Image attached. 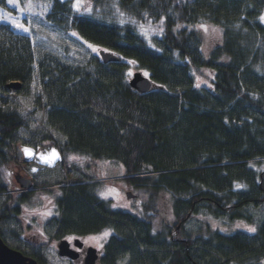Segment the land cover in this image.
Wrapping results in <instances>:
<instances>
[{
  "label": "trees",
  "instance_id": "trees-1",
  "mask_svg": "<svg viewBox=\"0 0 264 264\" xmlns=\"http://www.w3.org/2000/svg\"><path fill=\"white\" fill-rule=\"evenodd\" d=\"M84 1L93 10L75 13L72 0H54L45 20L115 53L118 62L35 50L29 34L0 21V96L11 81L21 83L18 99L0 107L2 234L14 221L21 230L16 218L35 195H16L11 184L9 166L18 163L21 141L59 149L80 182L49 192L57 239L111 228L114 252L143 253L135 264H263L264 0ZM0 11L15 12L8 0H0ZM202 25L220 31L215 45L204 44ZM133 68L156 88L145 94L131 88ZM203 71L213 81L200 88ZM80 158L123 168L125 187L143 199L141 210L114 208L101 183H83L98 178L80 167ZM59 174L39 175L42 187L60 186ZM161 197L174 225L156 230ZM238 220L257 231L217 228ZM148 249L156 258L144 254Z\"/></svg>",
  "mask_w": 264,
  "mask_h": 264
},
{
  "label": "rangeland",
  "instance_id": "rangeland-1",
  "mask_svg": "<svg viewBox=\"0 0 264 264\" xmlns=\"http://www.w3.org/2000/svg\"><path fill=\"white\" fill-rule=\"evenodd\" d=\"M72 1L74 3L73 10L75 13L93 10L92 5L90 3H86L84 0H80L79 8L75 7L77 0ZM53 2L54 0H14L12 3V9L15 11L14 14L0 11V21L11 24L19 33L29 34L33 41V48L35 50H37V48H44L43 50L50 51L55 50L65 60L72 59L73 61L75 59H88L92 56H98L99 50L105 48L84 41L75 32H71L70 29L66 31L56 29L47 23L45 15L49 12ZM99 13L105 14L104 8L99 9ZM262 14H264V11ZM17 23L22 24L28 29V31L25 32L22 29L17 28ZM205 27L207 28V31H205L203 27L201 33L204 38V44L212 42V44L215 45V43H217L222 36L220 31L208 25ZM73 33H75V35H73ZM89 45L92 47H89ZM93 49H95V51ZM130 71V75L137 72L134 68ZM203 72L204 75L198 76V86L200 88L205 87L208 84V80L211 82L213 81V78L207 71ZM34 90H38V92H40V88L33 87L32 91ZM11 103H13V101L9 99L8 96H5V94L0 96V107ZM17 147H19L22 151L25 148L30 149L33 155L28 156L23 151V161L21 164H10L9 169L13 170L11 180H14V172L16 173L17 171H21L23 175L31 177L32 179L34 178L35 187L41 188L43 180L39 177V175L44 174L46 171L51 169H57L60 172L58 181L60 180L61 185L66 184L68 181L70 182L72 178L76 177L75 172L62 161L60 151L55 147L51 145L39 147L38 143L36 145L31 143L29 146H24L21 141ZM53 151L58 154V159H54L56 161H53L52 164H47L40 159L41 156H46L51 159ZM77 163H80L79 165L81 168L90 167V172H92V174L99 179V182H104L101 183L102 197L105 198V200L106 198L109 199L108 201L112 202L115 207H122L120 209L127 210L130 204L140 205L141 202H143V199L141 198L137 203L128 202L127 193L130 191L125 187L123 179L125 171L123 168L116 166L109 161L94 162V164H92L88 161L84 162L83 158L77 159ZM33 169H36V171L34 172ZM263 169L264 166L262 170ZM15 193L16 195L19 194L16 191ZM54 202L53 194L38 193V195L32 199L31 203L23 205L20 217L16 219L21 224L23 237L18 240L12 236V232L14 231L12 227L14 224L17 229H20L18 223L14 221L13 223L11 222L10 225H3L4 238L7 243L14 248L21 247L22 249H25L27 253H35L40 258L47 256L49 264H67L58 260L55 252L57 250L58 242L54 240L55 235L51 231V223L46 222L53 214H55ZM156 202L157 205L154 209L158 211L161 210V216L158 218V226H173L174 221L169 210V200L161 197L156 200ZM155 227L159 228L157 227V223L155 224ZM248 227L249 226L246 223H236L235 225L229 227L228 230L226 227L224 229L223 226L222 229L223 231H246ZM217 228L220 230L219 226ZM91 238L92 237H89L86 240L91 245L100 247V245L103 244L101 240Z\"/></svg>",
  "mask_w": 264,
  "mask_h": 264
},
{
  "label": "flooded vegetation",
  "instance_id": "flooded-vegetation-1",
  "mask_svg": "<svg viewBox=\"0 0 264 264\" xmlns=\"http://www.w3.org/2000/svg\"><path fill=\"white\" fill-rule=\"evenodd\" d=\"M264 172V170H263ZM261 177H263V173L261 174ZM127 200L128 202H138V199L137 198H129L127 197ZM112 205H114L112 203ZM114 208H117V207H114ZM122 207H118L117 209H120ZM120 210H124V211H129V212H138L141 210V206L140 205H135V204H130V206L127 208V210L125 209H120ZM170 210V209H169ZM157 223V227H158V219H155L154 222H153V229L155 228L156 230L158 228L155 227V224ZM237 223H241V224H245L243 221L241 220H238ZM248 226L249 227H255V224L253 223H248ZM220 230H222V225L219 224L218 225ZM163 227V225L161 226V228ZM172 226H169V225H165L164 228H171ZM105 231H109L110 232V235L105 238V239H102L101 242H103V246L101 247H97V246H94V245H91L90 243H88L86 240L89 238V237H99L102 235V233H104ZM104 232H101V233H98V234H95V235H89V236H81V237H78V236H70V237H67L66 240L69 242L70 246L68 248V251L69 253L71 254V258H68V257H61L59 254H58V250H56V256L58 258L59 261L63 262V263H67V264H87V258H88V255H89V249L90 248H96L98 250V258H97V261L95 262V264H135L136 262H134V260H139L140 258L143 257V253L141 254H137L138 252L135 251V254L133 257L127 253V251L125 252H114L112 250V248L117 244V235H116V232H115V229H111V228H108L106 230H104ZM246 232H248L246 230ZM250 233V232H248ZM58 242V241H57ZM119 244H121L120 241H118ZM122 245V244H121ZM137 249V248H135ZM148 253H151L150 256L152 254H154V251H150L149 249L146 250L144 252V254H148ZM138 257H140L138 259ZM156 258V256L152 255L151 258ZM133 258V259H132ZM41 261L43 262V264H49V261L47 259V256H43L41 258Z\"/></svg>",
  "mask_w": 264,
  "mask_h": 264
},
{
  "label": "water",
  "instance_id": "water-1",
  "mask_svg": "<svg viewBox=\"0 0 264 264\" xmlns=\"http://www.w3.org/2000/svg\"><path fill=\"white\" fill-rule=\"evenodd\" d=\"M100 58L105 63H115L118 62L120 59L117 57L113 52L107 51H100ZM129 84L131 88L141 94H145L150 92L151 90L156 88V85L152 81V79L146 76L143 72L138 71L135 72ZM21 87V83L18 81H11L7 84V89L9 90H18ZM22 153L19 152V157H21ZM16 180L21 185L22 188H30L32 186V180L26 179L25 177L21 176L20 174L16 175ZM69 243L67 241H62L59 246L60 256H68L71 257V254L68 251ZM97 250L91 248L89 250V255L87 258V264H94L97 259ZM0 264H40L36 259L30 258L24 255L22 252L11 248L7 245L1 236L0 231Z\"/></svg>",
  "mask_w": 264,
  "mask_h": 264
},
{
  "label": "snow or ice",
  "instance_id": "snow-or-ice-1",
  "mask_svg": "<svg viewBox=\"0 0 264 264\" xmlns=\"http://www.w3.org/2000/svg\"><path fill=\"white\" fill-rule=\"evenodd\" d=\"M8 2L11 4V3L14 2V0H8ZM75 7H77V8L80 7V0H77V3H76V5H75ZM259 19H260L261 22H264V14H262V15L259 17ZM16 27L22 29V30L25 31V32L28 31V29L25 28L22 24H18V23H17V24H16ZM201 27H204V30L207 31V28H206L205 26L202 25ZM73 35H75V33H73ZM89 47H92V46L89 45ZM93 50L95 51V49H93ZM23 151H24L25 154L28 155V156H32V155H33V153L31 152L30 149L25 148ZM51 157H52V158L50 159V158H48V157H46V156H41L40 159H41L43 162L47 163V164H52L53 161H54V159H58V154H56L55 151H53V153L51 154ZM73 159H74V158H73ZM33 171L35 172L36 169H33ZM237 187L239 188V187H243V186H242V185H237ZM114 207H115V205H114ZM247 231L250 232V233H255V232L257 231V229H256L255 227H248V228H247ZM109 235H110V232H109V231H105L104 233H102L101 236H99V237H92L91 239L102 240V239L107 238ZM100 246L102 247L103 245H100Z\"/></svg>",
  "mask_w": 264,
  "mask_h": 264
},
{
  "label": "bare ground",
  "instance_id": "bare-ground-1",
  "mask_svg": "<svg viewBox=\"0 0 264 264\" xmlns=\"http://www.w3.org/2000/svg\"><path fill=\"white\" fill-rule=\"evenodd\" d=\"M57 160V159H56ZM56 160H54V161H56Z\"/></svg>",
  "mask_w": 264,
  "mask_h": 264
}]
</instances>
